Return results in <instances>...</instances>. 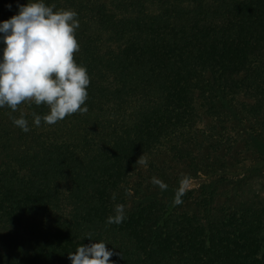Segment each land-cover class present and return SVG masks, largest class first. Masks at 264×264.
<instances>
[{
	"label": "trees",
	"instance_id": "1",
	"mask_svg": "<svg viewBox=\"0 0 264 264\" xmlns=\"http://www.w3.org/2000/svg\"><path fill=\"white\" fill-rule=\"evenodd\" d=\"M42 2L77 13L88 111L0 108V264L99 242L111 264H264V0ZM28 3L0 0V23Z\"/></svg>",
	"mask_w": 264,
	"mask_h": 264
},
{
	"label": "clouds",
	"instance_id": "2",
	"mask_svg": "<svg viewBox=\"0 0 264 264\" xmlns=\"http://www.w3.org/2000/svg\"><path fill=\"white\" fill-rule=\"evenodd\" d=\"M54 8L55 5L46 6L42 0H29L26 6H20L18 15L0 23L3 33L0 42L5 45L0 59V108L8 106L16 111L25 102L46 105L50 112L43 120L48 125L77 112L86 113L88 109L82 105L88 98L90 84L87 69L74 60V53L80 50L75 36L79 28L77 13L54 11ZM33 116L35 125L40 126L41 117L35 113ZM13 123L25 133L29 131L23 116L13 118ZM137 164L147 167L146 158L142 155ZM151 182L161 191L167 190L168 186L161 180L153 177ZM190 184L188 176L180 180L173 206L183 203L181 197ZM115 213L108 217V224L122 223L124 205L117 204ZM114 254L105 243L99 242L79 246L68 256L72 264H111Z\"/></svg>",
	"mask_w": 264,
	"mask_h": 264
},
{
	"label": "rangeland",
	"instance_id": "3",
	"mask_svg": "<svg viewBox=\"0 0 264 264\" xmlns=\"http://www.w3.org/2000/svg\"><path fill=\"white\" fill-rule=\"evenodd\" d=\"M198 182H199V180H192L191 184H190V187L196 186Z\"/></svg>",
	"mask_w": 264,
	"mask_h": 264
}]
</instances>
